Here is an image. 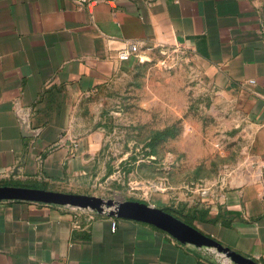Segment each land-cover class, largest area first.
Listing matches in <instances>:
<instances>
[{"label": "crops", "instance_id": "crops-1", "mask_svg": "<svg viewBox=\"0 0 264 264\" xmlns=\"http://www.w3.org/2000/svg\"><path fill=\"white\" fill-rule=\"evenodd\" d=\"M127 42L143 54L182 44L251 104L257 173L222 196L221 220L199 229L264 264V0H0V185L53 190L84 172L97 138L69 127L70 106L108 79ZM89 216L0 200V264L229 262L145 221Z\"/></svg>", "mask_w": 264, "mask_h": 264}, {"label": "rangeland", "instance_id": "rangeland-1", "mask_svg": "<svg viewBox=\"0 0 264 264\" xmlns=\"http://www.w3.org/2000/svg\"><path fill=\"white\" fill-rule=\"evenodd\" d=\"M143 58L116 62L72 103L69 127L96 136L94 158L50 187L145 201L204 228L224 216L222 196L257 173L251 104L180 43Z\"/></svg>", "mask_w": 264, "mask_h": 264}, {"label": "water", "instance_id": "water-1", "mask_svg": "<svg viewBox=\"0 0 264 264\" xmlns=\"http://www.w3.org/2000/svg\"><path fill=\"white\" fill-rule=\"evenodd\" d=\"M25 199L51 202L57 204L73 205L81 208H91L97 212L109 209L111 216L132 218L145 221L169 232L183 243H190L199 248H215L236 264H262L252 257L245 256L211 235H208L162 207L155 206L141 200H125L115 202L112 199L102 197L50 190L38 187L0 185V200Z\"/></svg>", "mask_w": 264, "mask_h": 264}, {"label": "built area", "instance_id": "built-area-1", "mask_svg": "<svg viewBox=\"0 0 264 264\" xmlns=\"http://www.w3.org/2000/svg\"><path fill=\"white\" fill-rule=\"evenodd\" d=\"M76 1H78L80 3H84V2H92V1H98V0H76ZM116 51L117 52H116L115 56L120 61H127V60L131 59L133 56H137V57H140L141 59H144L143 56L145 55L141 52L140 47L138 46V44L136 42H127L124 46L117 48ZM251 81L254 82L253 79ZM23 119H24V121H23L24 122V125H23L24 131H26V132L31 131V128L29 127V124L27 123V119L26 118H23ZM74 147L77 149L78 144L77 143L74 144ZM83 211L89 213L90 218H93V214H94V212H96L95 210H93L91 208H90V211L85 210V209H83ZM102 213L109 214V209L106 207L105 211ZM114 217H117V216H114ZM116 227H117V220L115 218H113L112 228L115 230ZM219 255L222 256L223 258L226 257L223 253H220ZM228 259H229L228 264H236L230 258H228Z\"/></svg>", "mask_w": 264, "mask_h": 264}, {"label": "trees", "instance_id": "trees-1", "mask_svg": "<svg viewBox=\"0 0 264 264\" xmlns=\"http://www.w3.org/2000/svg\"><path fill=\"white\" fill-rule=\"evenodd\" d=\"M165 210H167L166 208H164ZM168 211V210H167Z\"/></svg>", "mask_w": 264, "mask_h": 264}]
</instances>
